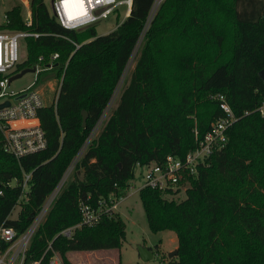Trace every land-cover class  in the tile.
<instances>
[{"label": "trees", "instance_id": "trees-1", "mask_svg": "<svg viewBox=\"0 0 264 264\" xmlns=\"http://www.w3.org/2000/svg\"><path fill=\"white\" fill-rule=\"evenodd\" d=\"M153 3L133 0L130 16L122 19L117 11V27L101 36L94 26L65 30L45 0H30L31 28L22 5L6 13L9 23L0 31L39 34L28 38L18 70L34 67L41 57L47 65L59 54L52 73L60 87L57 101L38 113L46 149L18 159L5 151L0 129V224L19 235L29 228L111 101ZM263 70L264 0H165L99 133L34 233L26 264H50L56 253L63 264H73L70 252L120 249L126 228L119 213L77 228L71 237L62 234L81 221L80 201L125 196L138 164L162 162L170 154L184 158L224 115L214 95L224 94L237 115L254 110L264 102ZM207 162L189 178L180 202L160 190L140 191L150 229L176 232L177 264H264V116L251 112L236 121L227 143ZM26 173H32L28 198ZM18 204L19 215L12 218Z\"/></svg>", "mask_w": 264, "mask_h": 264}, {"label": "built area", "instance_id": "built-area-1", "mask_svg": "<svg viewBox=\"0 0 264 264\" xmlns=\"http://www.w3.org/2000/svg\"><path fill=\"white\" fill-rule=\"evenodd\" d=\"M164 2L165 0H154L146 21L144 33L137 48H139L146 31ZM21 3L26 8L25 14L23 13L26 27L31 28L33 16L30 0L29 4L28 0H21ZM123 4L127 7L124 16V18H127L131 14L133 0H125L124 2H119L118 0H52V12L50 14L65 30L82 31L102 20L109 19L112 15L116 14L119 6ZM69 5L72 7L71 9ZM5 20L6 24H8L9 19L7 16H5ZM31 37L38 38L39 34L31 31H0V104L10 101V105L0 109V129L3 132L5 151L18 159L28 154L42 151L47 147L48 139L38 115L39 110L46 103L42 93L37 88V84L44 74H53L54 62L59 58V54H54L51 56L50 62L47 65H43V58L41 57L39 62L33 67L35 69L34 81L27 88L19 91L10 89L13 82L11 79L20 73L18 66L24 61L22 59V51H27L28 38ZM21 40L26 41L24 50L22 49ZM74 45L77 49L81 47L77 43H74ZM213 97L218 100L224 115L213 122L211 130L205 133L202 138H199L198 131H195L197 139L199 138L198 145L196 148L191 149L184 158L170 154L162 162L138 164L137 167L147 169L144 183L141 186L142 189L148 187L164 193H172L183 190V188H188L190 185L189 178L198 173L199 166L208 164L207 161L211 156L227 143L228 130L236 121L245 115H249L251 112H259L264 116V102L252 111L247 110L242 115H237L224 94L218 93ZM114 101L115 98L113 97L78 155L65 171L56 187L46 197L29 228L19 235L14 227L0 224V264H26L27 250L34 233L40 224L44 222L49 210L68 183L77 161L93 138L99 133ZM31 174L26 173L22 183L26 198H28V181L31 178ZM131 181L129 193L125 196L117 197L115 194H111L109 197H100L96 203L89 201L91 196H88L87 200H81L79 204L82 214L81 221L72 227L64 229L62 234L71 237L77 228L94 226L103 216L117 213L121 209L123 202L134 193V191H130L132 188ZM0 193L2 192L0 191ZM39 263L40 261H35L33 264ZM50 264H63V262L61 257L55 254Z\"/></svg>", "mask_w": 264, "mask_h": 264}, {"label": "rangeland", "instance_id": "rangeland-1", "mask_svg": "<svg viewBox=\"0 0 264 264\" xmlns=\"http://www.w3.org/2000/svg\"><path fill=\"white\" fill-rule=\"evenodd\" d=\"M26 1V0H24ZM124 2L125 0H118ZM29 4V0H28ZM45 4L52 12V0H45ZM22 5L21 0H0V26L6 24L5 16L8 11L13 9L15 6ZM28 8V6H26ZM23 13L25 14L26 8L23 6ZM126 5L119 6L118 11L123 19L126 12ZM98 35H106L113 31L117 27V14L112 15L107 20H102L94 25ZM22 49H25L26 41L21 40ZM136 49L132 56L128 68L122 78L119 80L116 88L114 89L113 97L119 95L120 89L124 85V82L129 75V72L133 69L136 64L138 52L140 48ZM170 46V42L166 47ZM172 46V45H171ZM174 46V45H173ZM27 52L22 51V59H26ZM51 75L46 73L42 76V79L37 84V88L42 93L45 103L50 105L55 103L59 92V81L56 79L44 78ZM35 79L34 73H27L22 78L14 80L11 84L10 89L21 90L27 88ZM112 97V98H113ZM115 102V101H114ZM114 104V103H113ZM146 168L137 167L135 170V176L131 181V190L134 191L122 204L121 209L117 212L123 219L126 228V239L123 241L120 249H101L95 251H74L68 253V258L73 264H177V256L170 257L169 253L178 248V237L175 231L164 230L159 232H153L150 229L149 223L146 218L143 200L140 195L142 190L141 186L144 183V176L146 174ZM187 189V188H186ZM186 189L178 192L163 193L164 198L168 200L182 201L186 198ZM21 209V205H17L12 212L11 217L17 218ZM143 245L152 250L154 256L149 260H143L140 253L139 247ZM60 256L59 253H56ZM61 257V256H60Z\"/></svg>", "mask_w": 264, "mask_h": 264}, {"label": "water", "instance_id": "water-1", "mask_svg": "<svg viewBox=\"0 0 264 264\" xmlns=\"http://www.w3.org/2000/svg\"><path fill=\"white\" fill-rule=\"evenodd\" d=\"M27 73H35V69L34 68L25 69V70L21 71L19 74H17L16 76H14L11 79V81L20 79L24 75H26ZM55 77H56L55 74L49 75V76H47L44 79V81H46L47 79L55 78ZM260 77L264 81V70L260 72ZM8 105H10V101H6L5 103L0 104V109L3 108V107H5V106H8ZM82 117H83V127H86V125H87V119H88V111L87 110H83L82 111ZM139 253H140L142 259L143 260H146V261L149 260V259H151L154 256V253L152 252V250L150 248L146 247V246H143V245H141L139 247ZM178 253H179V250L177 248L174 251H171L169 253V256L170 257L177 256Z\"/></svg>", "mask_w": 264, "mask_h": 264}, {"label": "bare ground", "instance_id": "bare-ground-1", "mask_svg": "<svg viewBox=\"0 0 264 264\" xmlns=\"http://www.w3.org/2000/svg\"><path fill=\"white\" fill-rule=\"evenodd\" d=\"M69 8L71 9L72 7L69 5Z\"/></svg>", "mask_w": 264, "mask_h": 264}, {"label": "crops", "instance_id": "crops-1", "mask_svg": "<svg viewBox=\"0 0 264 264\" xmlns=\"http://www.w3.org/2000/svg\"><path fill=\"white\" fill-rule=\"evenodd\" d=\"M33 68V67H32ZM28 69V68H27ZM178 246V245H177ZM70 253H72V252H70Z\"/></svg>", "mask_w": 264, "mask_h": 264}]
</instances>
